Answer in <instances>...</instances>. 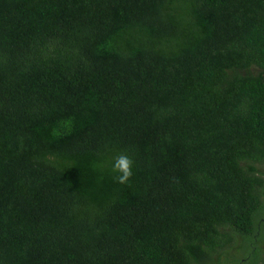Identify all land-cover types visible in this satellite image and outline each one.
<instances>
[{
    "label": "trees",
    "instance_id": "obj_1",
    "mask_svg": "<svg viewBox=\"0 0 264 264\" xmlns=\"http://www.w3.org/2000/svg\"><path fill=\"white\" fill-rule=\"evenodd\" d=\"M263 162L264 0H0V264H264Z\"/></svg>",
    "mask_w": 264,
    "mask_h": 264
},
{
    "label": "clouds",
    "instance_id": "obj_2",
    "mask_svg": "<svg viewBox=\"0 0 264 264\" xmlns=\"http://www.w3.org/2000/svg\"><path fill=\"white\" fill-rule=\"evenodd\" d=\"M111 171L119 184H127L133 176L134 161L125 153H119L111 158Z\"/></svg>",
    "mask_w": 264,
    "mask_h": 264
},
{
    "label": "rangeland",
    "instance_id": "obj_3",
    "mask_svg": "<svg viewBox=\"0 0 264 264\" xmlns=\"http://www.w3.org/2000/svg\"><path fill=\"white\" fill-rule=\"evenodd\" d=\"M258 166L261 169V171L264 173V162L261 164H258ZM262 216H263V214H259V213L256 215V219H258V224H259V220L262 218ZM262 233L263 234H262V238L260 241H258V239L253 235H250L249 237H244V236L239 235V234L234 235V241L242 243L244 245H246L247 243H250L252 241H255V242H257V244H256L257 246H255V245H253V246L257 247V249L261 253L262 250L264 249V229L262 230ZM256 251L257 250L253 249V248L242 247L240 249H237V251H234V256H235V258L236 257L246 258L245 261L248 263L247 258H249V260H252ZM233 260H235V259H233Z\"/></svg>",
    "mask_w": 264,
    "mask_h": 264
}]
</instances>
